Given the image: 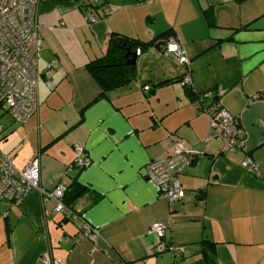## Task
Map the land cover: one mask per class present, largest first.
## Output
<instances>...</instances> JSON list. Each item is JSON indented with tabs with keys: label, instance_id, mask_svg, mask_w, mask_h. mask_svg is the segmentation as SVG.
<instances>
[{
	"label": "crops",
	"instance_id": "obj_1",
	"mask_svg": "<svg viewBox=\"0 0 264 264\" xmlns=\"http://www.w3.org/2000/svg\"><path fill=\"white\" fill-rule=\"evenodd\" d=\"M37 20L38 113L23 125L5 117L0 149L20 169L39 158L45 190L85 186L73 207L99 234L73 245L80 221L52 213L54 203L33 191L0 202V264H41L43 254L64 264H208L202 249L214 264H264V0H41ZM113 34L143 43L167 35L138 56L130 84L104 94L88 65ZM172 41L186 49L188 69L165 53ZM202 99L237 118L240 151L207 140ZM176 143L200 154L179 176L184 198L168 202L143 175ZM75 145L87 168H74ZM247 157L260 175L241 166ZM155 222L170 223L181 254L156 253Z\"/></svg>",
	"mask_w": 264,
	"mask_h": 264
},
{
	"label": "built area",
	"instance_id": "obj_2",
	"mask_svg": "<svg viewBox=\"0 0 264 264\" xmlns=\"http://www.w3.org/2000/svg\"><path fill=\"white\" fill-rule=\"evenodd\" d=\"M40 2L41 0H0V137L4 131L2 119L5 117L14 124L23 125L38 113V59L44 45L37 20ZM85 16L88 22L95 21L91 13H86ZM165 53L173 55L178 64L186 69L190 67L186 49L177 42L172 41ZM136 54L140 56V50H137ZM182 83L185 86L191 84L189 72ZM145 89L148 90L149 87ZM204 100L196 104L198 110L204 112L210 119L207 140H215L220 145L222 153L240 151L243 147L244 134L237 118L232 116L219 100L213 99L203 106L201 103ZM74 152L76 155L74 168H87L90 160L85 154L84 147L75 145ZM199 154L181 143H176L167 157L146 165L143 177L157 187L161 199L168 202L182 200L185 191L179 176L196 161ZM241 166L251 173L260 175L258 164L250 157L245 158ZM40 175L39 158H34L25 168L20 169L0 149V202L22 203L31 192L38 191L44 206L51 201L54 203L52 213L80 221L81 231L73 239V245L82 239L98 235L97 229L66 205L64 202L66 187L60 185L51 191L45 190L40 185ZM169 229L170 223L155 222L151 225L149 232L158 239L156 253L174 250L181 254L183 248L174 249L170 246L167 237ZM63 241L64 239H61V242ZM40 263L64 264L49 254H43Z\"/></svg>",
	"mask_w": 264,
	"mask_h": 264
},
{
	"label": "trees",
	"instance_id": "obj_3",
	"mask_svg": "<svg viewBox=\"0 0 264 264\" xmlns=\"http://www.w3.org/2000/svg\"><path fill=\"white\" fill-rule=\"evenodd\" d=\"M164 34L159 39L150 41L147 43L140 42L122 35H111L108 43V49L106 54L88 65V70L93 78L96 80L102 92L105 94L109 91L118 89L120 87L130 84L137 76V65L130 66L127 63L125 56L128 53H134L140 50L142 53L152 47H160L165 40ZM170 81L161 82L159 85L168 84ZM188 96L195 100V94L188 88ZM88 189L81 185L76 179L66 188L64 194V202L67 206L74 210L73 204L78 198L83 196ZM100 197L94 196V202ZM202 245L208 244V240H203ZM203 257L206 259L208 264H214L208 251L202 249Z\"/></svg>",
	"mask_w": 264,
	"mask_h": 264
},
{
	"label": "water",
	"instance_id": "obj_4",
	"mask_svg": "<svg viewBox=\"0 0 264 264\" xmlns=\"http://www.w3.org/2000/svg\"><path fill=\"white\" fill-rule=\"evenodd\" d=\"M125 58L127 59V63L130 66H136L138 61V56L136 52L134 53H128Z\"/></svg>",
	"mask_w": 264,
	"mask_h": 264
},
{
	"label": "rangeland",
	"instance_id": "obj_5",
	"mask_svg": "<svg viewBox=\"0 0 264 264\" xmlns=\"http://www.w3.org/2000/svg\"><path fill=\"white\" fill-rule=\"evenodd\" d=\"M5 119H6V118H5ZM5 119H2L3 123H4ZM0 145H3V143H1Z\"/></svg>",
	"mask_w": 264,
	"mask_h": 264
}]
</instances>
